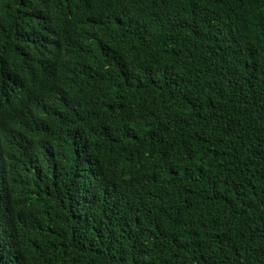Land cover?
Returning a JSON list of instances; mask_svg holds the SVG:
<instances>
[{
  "label": "trees",
  "instance_id": "trees-1",
  "mask_svg": "<svg viewBox=\"0 0 264 264\" xmlns=\"http://www.w3.org/2000/svg\"><path fill=\"white\" fill-rule=\"evenodd\" d=\"M0 264H264V0H0Z\"/></svg>",
  "mask_w": 264,
  "mask_h": 264
}]
</instances>
